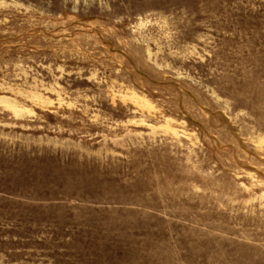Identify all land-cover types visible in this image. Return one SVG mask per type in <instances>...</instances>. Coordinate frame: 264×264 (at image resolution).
<instances>
[{
  "label": "rangeland",
  "instance_id": "obj_1",
  "mask_svg": "<svg viewBox=\"0 0 264 264\" xmlns=\"http://www.w3.org/2000/svg\"><path fill=\"white\" fill-rule=\"evenodd\" d=\"M0 264H264V0H0Z\"/></svg>",
  "mask_w": 264,
  "mask_h": 264
}]
</instances>
